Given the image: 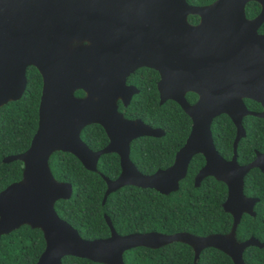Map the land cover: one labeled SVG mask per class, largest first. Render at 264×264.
<instances>
[{"label":"water","instance_id":"1","mask_svg":"<svg viewBox=\"0 0 264 264\" xmlns=\"http://www.w3.org/2000/svg\"><path fill=\"white\" fill-rule=\"evenodd\" d=\"M248 2L260 10L246 20ZM188 16L198 23L190 25ZM264 0H215L205 6H190L185 0H0V107L18 100L25 88V70L33 67L41 77L37 126L28 148L1 162L22 164L21 179L0 191V237L28 226L41 232L44 249L34 264H61L65 256L98 264H123L122 254L132 248L158 249L171 243L188 246L193 264L199 253L215 249L232 264H245L242 252L264 248L254 238L238 243L235 228L243 214L254 216L257 199L242 192L243 178L251 169L264 175V153H254L246 165H238L235 149L245 133L244 117L264 120ZM158 74V104L170 100L190 119V130L175 152L172 164L150 175L140 174L128 158L129 144L139 137L158 138L140 120H126L117 111V101L127 105L136 93L125 78L137 68ZM82 91V98L74 97ZM186 93L197 96L186 102ZM243 99L260 105L246 110ZM226 115L235 128L232 155L222 159L214 149L211 121ZM102 128L107 145L90 151L80 140L83 127ZM54 152L68 153L84 170L96 171L101 155L118 157L119 174L114 180L99 175L105 197L124 187L175 192L188 162L201 155L204 164L193 178L197 188L205 177L226 187L221 207L231 216L227 234L196 237L187 233L156 232L118 235L108 218L109 235L83 240L56 215L53 205L68 200L71 187L56 182L48 168Z\"/></svg>","mask_w":264,"mask_h":264},{"label":"trees","instance_id":"2","mask_svg":"<svg viewBox=\"0 0 264 264\" xmlns=\"http://www.w3.org/2000/svg\"><path fill=\"white\" fill-rule=\"evenodd\" d=\"M190 6H205L215 0H185ZM259 12V6L248 2L244 7L247 18ZM196 24L195 16H188ZM264 33V23L258 29ZM26 84L21 97L0 107V191L21 179L22 164L18 161L2 163L4 157L23 153L29 146L37 126V108L41 80L37 71L29 67L25 72ZM158 77L152 70L140 69L126 79L138 93L132 96L127 107L118 105L125 119H139L151 128H158L163 135L158 138L139 137L129 144L128 158L142 175H150L172 164L175 152L183 145L190 120L172 101L158 105L155 83ZM75 96H82L76 91ZM189 104L196 96L187 93ZM248 111L259 112L260 106L243 100ZM244 137L236 145L238 165H246L254 152L264 153V120L246 116L241 121ZM212 144L217 154L229 160L235 128L225 115L215 117L210 125ZM80 140L90 151H98L107 144L100 126L91 124L81 129ZM201 155L192 156L186 174L179 181L175 192L161 195L150 189L124 186L105 197L101 205L105 184L99 175L114 180L119 174L118 157L101 155L96 171L84 170L75 157L68 153L54 152L48 158V168L56 182L68 183L71 196L58 200L53 208L59 219L66 222L83 240L103 239L109 231L103 220L105 215L116 234L156 232L164 235L187 233L196 237L227 234L231 216L222 210L226 187L211 177H205L195 188L193 178L203 166ZM242 192L247 198L257 199L254 216L243 214L235 228V240L243 242L249 237L264 244V175L251 169L243 178ZM44 249L42 234L37 229L20 226L0 237V264H34ZM245 264H264V248L248 247L242 252ZM123 264H193L191 249L180 243H171L158 249L132 248L122 254ZM61 264H98L85 259L65 256ZM195 264H232L221 252L206 248L199 253Z\"/></svg>","mask_w":264,"mask_h":264},{"label":"flooded vegetation","instance_id":"3","mask_svg":"<svg viewBox=\"0 0 264 264\" xmlns=\"http://www.w3.org/2000/svg\"><path fill=\"white\" fill-rule=\"evenodd\" d=\"M255 3V2H254ZM247 4V3H246ZM257 4V3H256ZM258 5V4H257ZM259 10H260V8H259ZM259 13V12H258ZM258 15V14H257ZM257 15H255L254 17H252V18H247L246 16H245V13H244V16H245V18H246V20H252V19H254ZM196 17V16H195ZM197 18V17H196ZM188 22V21H187ZM197 23H198V18H197ZM196 23V24H197ZM264 23V22H263ZM263 23H261V25L263 24ZM190 24V23H189ZM196 24H190V25H196ZM260 25V26H261ZM260 26L257 28V34H259V35H262V34H264V33H259L258 32V29L260 28ZM27 68H29V67H27ZM26 68V69H27ZM33 68V67H32ZM35 69V68H34ZM140 69H147V70H152V69H148V68H144V67H141V68H137V69H135L133 72H131L129 75H131L132 73H134L135 71H137V70H140ZM36 70V69H35ZM37 71V70H36ZM152 71H154V70H152ZM25 72H26V70H25ZM155 72V71H154ZM38 73V72H37ZM156 73V72H155ZM157 74V73H156ZM38 75H39V73H38ZM128 75V76H129ZM128 76L125 78V85L126 86H129V87H133L135 90H136V93L135 94H133L132 96H134V95H136L137 93H138V90L134 87V86H132V85H130V84H127L126 83V79L128 78ZM39 77H40V75H39ZM157 77H158V74H157ZM26 78V77H25ZM40 80H41V77H40ZM157 81H158V79H157ZM157 81H156V83H157ZM156 83H155V90H156ZM40 91H41V89H40ZM76 92V91H75ZM74 92V93H75ZM80 92H82V91H80ZM156 93H157V91H156ZM82 94H83V92H82ZM187 94V93H186ZM185 94V95H186ZM191 94H193V93H191ZM74 95V94H73ZM193 95H195V94H193ZM84 96V94L82 95V96H75L74 95V97H76V98H82ZM132 96L130 97V99H129V102H130V100H131V98H132ZM196 96V95H195ZM40 97V96H39ZM184 98H185V96H184ZM157 99H158V93H157ZM186 100V99H185ZM196 100H197V96H196ZM196 100H195V102H196ZM243 100H247V99H243ZM167 101H170V100H167ZM251 101V100H250ZM129 102L127 103V105L129 104ZM166 102V101H165ZM187 102V101H186ZM194 102V103H195ZM39 103V102H38ZM164 103V102H163ZM188 103V102H187ZM194 103H192V104H194ZM121 105L123 108H125V107H127V105H125V106H123L122 105V103L120 102V101H117V111H118V105ZM176 104V103H175ZM189 104V103H188ZM192 104H190V105H192ZM244 104V103H243ZM159 105V104H158ZM161 105V104H160ZM177 105V104H176ZM259 105V104H258ZM178 106V105H177ZM245 106V105H244ZM260 106V105H259ZM179 107V106H178ZM246 108V107H245ZM247 110V109H246ZM248 111V110H247ZM260 111H261V107H260ZM259 111V112H260ZM119 112V111H118ZM183 112V111H182ZM249 112H251V111H249ZM120 113V112H119ZM184 113V112H183ZM254 113H257V112H254ZM121 114V113H120ZM122 115V114H121ZM221 115H223V114H221ZM226 116V115H225ZM123 117V116H122ZM124 118V117H123ZM125 119V118H124ZM126 120H130V119H126ZM131 120H139V119H131ZM190 120V119H189ZM212 122V121H211ZM144 124V123H143ZM96 125V124H95ZM146 125V124H145ZM190 125H191V123H190ZM211 125V124H210ZM88 126V125H87ZM148 126V125H147ZM84 128V127H83ZM101 128V127H100ZM151 128V127H150ZM102 129V128H101ZM153 129H156V128H153ZM158 129V128H157ZM105 134V133H104ZM106 136V135H105ZM107 143H108V141H107ZM107 145V144H106ZM255 153V152H254ZM258 153V152H257ZM231 155H232V153H231ZM174 157V156H173ZM254 159V158H253ZM119 165V164H118ZM258 170V169H257ZM250 238V237H249ZM256 240V239H255ZM238 243H240V242H238ZM260 243V242H259ZM262 244V243H261ZM264 245V244H263Z\"/></svg>","mask_w":264,"mask_h":264}]
</instances>
